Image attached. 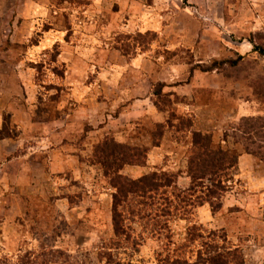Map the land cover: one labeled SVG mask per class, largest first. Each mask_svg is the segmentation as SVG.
Returning <instances> with one entry per match:
<instances>
[{
	"label": "rangeland",
	"instance_id": "rangeland-1",
	"mask_svg": "<svg viewBox=\"0 0 264 264\" xmlns=\"http://www.w3.org/2000/svg\"><path fill=\"white\" fill-rule=\"evenodd\" d=\"M254 45L264 46V0H0V264L191 261L192 226L264 264V56ZM190 130L236 155L220 209L174 210L160 227L134 216L116 235L94 146L146 148L143 165L119 173L171 172L178 191Z\"/></svg>",
	"mask_w": 264,
	"mask_h": 264
},
{
	"label": "trees",
	"instance_id": "trees-1",
	"mask_svg": "<svg viewBox=\"0 0 264 264\" xmlns=\"http://www.w3.org/2000/svg\"><path fill=\"white\" fill-rule=\"evenodd\" d=\"M253 49L264 56V46L254 45ZM157 93L161 94V91L157 90ZM179 122V126H186L188 129L192 121L181 117ZM2 133L3 130L0 129V138L7 134ZM146 151V148L128 146L113 139L94 146L97 162L114 188L111 218L116 235L124 231L122 222L134 216L160 227L174 210L187 211L205 203L212 212L220 209L223 193L233 179L232 171L237 158L220 146H213L210 134L190 130L185 171L189 184L182 190H175L176 174L171 172L152 171L138 178H129L119 173L124 165H143ZM247 151L252 153L250 149ZM157 200H162L164 205L156 206ZM153 206H156L155 209ZM164 227L163 225L161 228ZM197 230L195 226L188 228L185 239L186 244L199 242L194 259L189 261L177 258L173 264H244L241 252L227 245L224 234L210 231L205 235Z\"/></svg>",
	"mask_w": 264,
	"mask_h": 264
}]
</instances>
